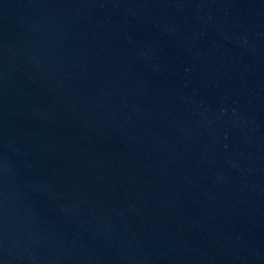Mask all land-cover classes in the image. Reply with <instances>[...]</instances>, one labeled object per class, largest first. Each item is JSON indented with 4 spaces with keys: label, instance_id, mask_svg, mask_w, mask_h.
Here are the masks:
<instances>
[{
    "label": "water",
    "instance_id": "obj_1",
    "mask_svg": "<svg viewBox=\"0 0 264 264\" xmlns=\"http://www.w3.org/2000/svg\"><path fill=\"white\" fill-rule=\"evenodd\" d=\"M0 264H264V0H0Z\"/></svg>",
    "mask_w": 264,
    "mask_h": 264
}]
</instances>
